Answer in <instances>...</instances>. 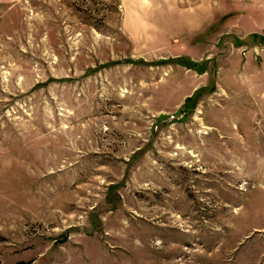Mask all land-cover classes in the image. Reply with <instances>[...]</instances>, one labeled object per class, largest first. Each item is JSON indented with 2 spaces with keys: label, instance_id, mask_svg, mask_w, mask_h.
Returning <instances> with one entry per match:
<instances>
[{
  "label": "rangeland",
  "instance_id": "obj_1",
  "mask_svg": "<svg viewBox=\"0 0 264 264\" xmlns=\"http://www.w3.org/2000/svg\"><path fill=\"white\" fill-rule=\"evenodd\" d=\"M0 264H264V0H0Z\"/></svg>",
  "mask_w": 264,
  "mask_h": 264
}]
</instances>
